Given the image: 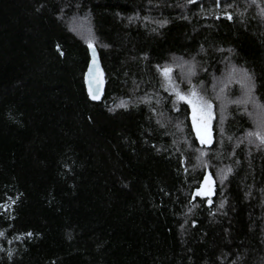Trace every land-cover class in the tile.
I'll list each match as a JSON object with an SVG mask.
<instances>
[{
  "label": "trees",
  "instance_id": "16d2710c",
  "mask_svg": "<svg viewBox=\"0 0 264 264\" xmlns=\"http://www.w3.org/2000/svg\"><path fill=\"white\" fill-rule=\"evenodd\" d=\"M262 10L264 0H0V203L16 201L0 209V264H264V145L248 142L243 106L213 91L230 62L264 103ZM89 31L106 74L97 102L84 83ZM174 59L187 62L176 82L188 89L195 65L191 84L213 103L210 147L163 86L157 66ZM205 175L213 194L194 196Z\"/></svg>",
  "mask_w": 264,
  "mask_h": 264
},
{
  "label": "snow or ice",
  "instance_id": "6c2138e0",
  "mask_svg": "<svg viewBox=\"0 0 264 264\" xmlns=\"http://www.w3.org/2000/svg\"><path fill=\"white\" fill-rule=\"evenodd\" d=\"M189 4L194 3L195 0H187ZM221 0H216V6L219 8ZM231 5H226L229 7ZM264 14V10H262ZM223 15L228 19H232L230 12L224 11ZM217 19L220 17L217 16ZM129 19H132L131 17ZM158 23L163 26L167 21H159ZM75 30V29H74ZM91 33L89 31L88 47L92 50V63L89 66L88 73L86 75V83L88 86V95L94 100L101 99V93L104 86V74L99 67V63L96 59V52L93 46ZM187 62L176 63L175 59L173 64H165L164 66H157L161 75L164 78V82L170 87L178 101H182L187 105L191 112V125L192 130L195 132L197 139L201 144H210L212 140V120L214 118L213 103L207 98L197 86L191 84V76L195 75V65L189 64L186 71V80L190 85L187 91H183L177 85L175 79L172 76L174 67L181 69V74L184 75L185 64ZM218 83L213 84V91L216 92V99L221 101L223 106L225 103L234 104L238 107L243 106V113L252 120L253 128L246 132V138L249 143H257L258 146L264 145V103L259 102L258 98L254 95L255 84L253 78L247 69L243 67H237L230 62L225 66V69L219 78H214ZM236 84L239 86L240 95L235 98H229L226 94V90L230 85ZM218 89V90H217ZM251 105L252 110L249 111L248 106ZM118 107H127L125 101H120ZM113 109H109L112 111ZM203 154V153H202ZM231 172V169L227 170ZM226 178V174L222 175L221 180ZM213 180L211 176L205 175L201 185L193 193L194 196L210 197L213 194ZM15 200L12 197H7L6 200L0 203V209L5 212H9L12 205L15 204ZM211 204V199L208 200ZM223 207V203H221ZM181 227H183L181 225ZM27 237L31 238L32 233H25ZM0 236H4V232L0 231ZM20 237H16L19 239ZM9 258L12 255V251H8Z\"/></svg>",
  "mask_w": 264,
  "mask_h": 264
},
{
  "label": "water",
  "instance_id": "95a60500",
  "mask_svg": "<svg viewBox=\"0 0 264 264\" xmlns=\"http://www.w3.org/2000/svg\"><path fill=\"white\" fill-rule=\"evenodd\" d=\"M94 46V48H95V52H96V59H97V61H98V63H99V67H100V69L103 71V74H104V81H105V83H104V86H103V90H102V93H101V99H102V97H103V95H104V93H105V89H106V74H105V69H104V66H103V62H102V60H101V55H100V51H99V49H98V47L97 46H95V45H93ZM88 53H89V62H88V66H87V69H86V71H85V74H84V83H85V87H86V91H87V94H88V86H87V83H86V75H87V73H88V69H89V66L91 65V63H92V50L88 47ZM89 96V95H88ZM90 98V97H89ZM91 99V98H90ZM100 99V100H101ZM92 100V99H91ZM100 100H98V101H100ZM93 102H97V101H94V100H92ZM190 120H191V116H190ZM194 132V131H193ZM194 135H195V137H196V134H195V132H194ZM196 139H197V137H196ZM213 140H214V131H213V127H212V140H211V143L210 144H202V145H205L206 147H210L211 145H212V142H213ZM197 141L199 142V140L197 139ZM200 143V142H199ZM201 144V143H200ZM209 176V175H208Z\"/></svg>",
  "mask_w": 264,
  "mask_h": 264
},
{
  "label": "rangeland",
  "instance_id": "374dc122",
  "mask_svg": "<svg viewBox=\"0 0 264 264\" xmlns=\"http://www.w3.org/2000/svg\"><path fill=\"white\" fill-rule=\"evenodd\" d=\"M172 76H173V78H174V75H173V73H172ZM162 81H163V86L174 96V98H175V101H176V105L178 104V102H181V101H178L177 99H176V97H175V95L173 94V91H172V89L170 88V87H168V85L164 82V78H163V76H162ZM175 79V78H174ZM176 81V80H175ZM177 83V82H176ZM177 85L179 86V88L181 89V90H183V91H187L188 89H184V88H182L178 83H177ZM198 90H200L203 94H205L200 88H198ZM206 95V94H205ZM208 98V97H207Z\"/></svg>",
  "mask_w": 264,
  "mask_h": 264
}]
</instances>
